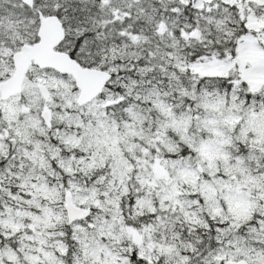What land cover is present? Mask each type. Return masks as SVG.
Listing matches in <instances>:
<instances>
[{
	"label": "snow or ice",
	"instance_id": "1",
	"mask_svg": "<svg viewBox=\"0 0 264 264\" xmlns=\"http://www.w3.org/2000/svg\"><path fill=\"white\" fill-rule=\"evenodd\" d=\"M0 264H264V0H0Z\"/></svg>",
	"mask_w": 264,
	"mask_h": 264
}]
</instances>
